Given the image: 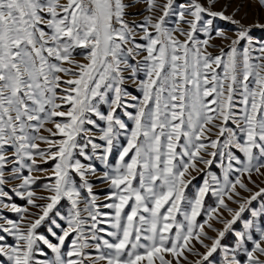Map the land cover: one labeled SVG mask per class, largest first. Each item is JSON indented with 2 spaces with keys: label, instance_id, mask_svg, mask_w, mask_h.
Returning <instances> with one entry per match:
<instances>
[{
  "label": "snow or ice",
  "instance_id": "obj_1",
  "mask_svg": "<svg viewBox=\"0 0 264 264\" xmlns=\"http://www.w3.org/2000/svg\"><path fill=\"white\" fill-rule=\"evenodd\" d=\"M194 172L207 178L189 199ZM253 175L264 0H0V212L17 214L0 215V264H215L218 250L225 264H264ZM209 196L218 207L204 208Z\"/></svg>",
  "mask_w": 264,
  "mask_h": 264
},
{
  "label": "rangeland",
  "instance_id": "obj_2",
  "mask_svg": "<svg viewBox=\"0 0 264 264\" xmlns=\"http://www.w3.org/2000/svg\"><path fill=\"white\" fill-rule=\"evenodd\" d=\"M161 3H163V0H161ZM251 8V11H250V15H249V19L247 21H245V23H250L251 20L255 17L256 15V7L253 5L250 6ZM140 9H132L131 11L132 12H137L139 11ZM229 11H231V9H229ZM134 19H137V20H141L142 17L141 16H134L133 17ZM184 25H182L183 27ZM216 43H220L219 41H216ZM215 54V50H212ZM77 59H81V57H77ZM129 90L131 92H133V94L135 95H139V93L131 87V85H129ZM126 119V117H125ZM129 125L131 126V122L128 121ZM48 127H53L51 124L47 125ZM44 135H47V132L43 133ZM57 139L59 137H56ZM40 147L42 149H45L47 148L48 146L44 143H40ZM179 151V149H178ZM77 158H80L82 159L83 161V158L82 157H77ZM38 159V163L40 164V167L43 168V169H51L52 165L54 162L52 161H49L47 164H44V163H40L39 161V157H37ZM84 162H87V161H84ZM97 164H99L98 161H96ZM201 167H204L203 165H200ZM208 169H206L207 171ZM212 172H214L216 175L218 176H222V169L219 168L218 164L214 163V165L212 166V168L210 169ZM25 174H27V172H25ZM49 173L48 172H40V171H36V172H33L32 175H35V176H41V177H46ZM193 175L196 176V179L192 181V183L188 186V188L186 189V192H185V195L189 198V199H192L195 197L196 195V192H197V189L199 187L202 186L203 184V180L206 179V175L205 173H193ZM78 179V178H77ZM253 180H255L257 182V184H259L261 187H264V177H259V176H256V175H253L252 177ZM45 181L44 180H41L38 182V185L37 186H33L35 187L36 191L38 192V194H46V193H43V189H42V185ZM247 182V181H245ZM14 184H18L19 181H13ZM93 183L95 185L94 187V191L99 193L100 194V198L101 200L103 201V198H104V194L108 191L107 189V186L106 185H102L100 184L99 182L93 180ZM250 188L253 189V191H258V189L252 185L251 183H249L248 185ZM5 190H8V189H5ZM238 191L241 192V195L242 196H248L250 195L249 193L247 192H243L242 190L238 189ZM12 195V202H15L18 206H26V201H24L23 199L19 198V197H16L15 195L11 194ZM7 202V201H6ZM227 203H229L230 207L232 208H237L238 205L231 202V201H226ZM42 203V202H41ZM61 210L62 211H66L67 209V202L66 201H62L61 202ZM183 207V206H182ZM214 207H218V203H217V198L215 196H209V197H206L205 198V202H204V208L205 209H209V208H214ZM252 207H256V208H259V202L258 201H253V204H252ZM33 211H35V209H32ZM220 212L223 214L224 217L228 218V219H231V216L229 215V213L227 211H225L223 208L220 209ZM0 215H4L6 216L7 218H10V219H15L17 218V214L15 213H12L8 210H3L2 212H0ZM250 214L248 212H245L244 213V216H249ZM177 219L178 220H183V217L178 215L177 216ZM199 222H204V220L206 219V212L204 210L201 211V215L197 218ZM3 221H0V223H2ZM210 223L217 229H222L223 228V224L219 223L216 219H213L212 221H210ZM106 227V225H105ZM234 227H242V222L241 221H238L236 225H234ZM40 231H45L44 229H40ZM205 231L208 233L209 236H212V237H215L216 236V232L212 231V229L208 228L207 226L205 227ZM51 238V237H50ZM54 240V238H52ZM226 239H228V237H226ZM9 243L12 242V239L9 238ZM55 242V241H54ZM206 244H211V241L210 240H205L204 241ZM195 243V242H194ZM222 243H224V241H222ZM196 248L203 252L205 251V249L203 247H201V245L199 243H196L195 244ZM49 252V257H51V252L50 250H48ZM42 258V257H41ZM214 261H215V264H225V261H224V253L222 250H218L217 253L214 254ZM189 259L190 260H197L198 257L194 256V255H190L189 256Z\"/></svg>",
  "mask_w": 264,
  "mask_h": 264
}]
</instances>
